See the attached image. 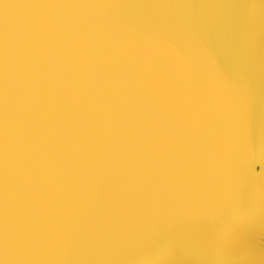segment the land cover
<instances>
[{"label":"water","instance_id":"1","mask_svg":"<svg viewBox=\"0 0 264 264\" xmlns=\"http://www.w3.org/2000/svg\"><path fill=\"white\" fill-rule=\"evenodd\" d=\"M171 258L264 264V0H0V264Z\"/></svg>","mask_w":264,"mask_h":264},{"label":"rangeland","instance_id":"2","mask_svg":"<svg viewBox=\"0 0 264 264\" xmlns=\"http://www.w3.org/2000/svg\"><path fill=\"white\" fill-rule=\"evenodd\" d=\"M178 260V259H177ZM177 260H174V258L172 259V264H178V263H180V262H178Z\"/></svg>","mask_w":264,"mask_h":264},{"label":"bare ground","instance_id":"3","mask_svg":"<svg viewBox=\"0 0 264 264\" xmlns=\"http://www.w3.org/2000/svg\"><path fill=\"white\" fill-rule=\"evenodd\" d=\"M170 262H171V264H172V258L170 259Z\"/></svg>","mask_w":264,"mask_h":264},{"label":"snow or ice","instance_id":"4","mask_svg":"<svg viewBox=\"0 0 264 264\" xmlns=\"http://www.w3.org/2000/svg\"><path fill=\"white\" fill-rule=\"evenodd\" d=\"M258 170V169H257Z\"/></svg>","mask_w":264,"mask_h":264}]
</instances>
